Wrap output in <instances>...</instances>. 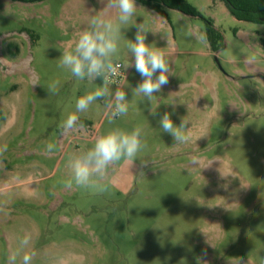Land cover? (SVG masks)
I'll list each match as a JSON object with an SVG mask.
<instances>
[{
	"label": "rangeland",
	"instance_id": "rangeland-1",
	"mask_svg": "<svg viewBox=\"0 0 264 264\" xmlns=\"http://www.w3.org/2000/svg\"><path fill=\"white\" fill-rule=\"evenodd\" d=\"M187 1L200 16L167 8L166 18L136 1L114 57L125 65L128 113L109 122L98 100L78 114L88 125L61 135L77 99L101 81L78 80L60 56L93 15L115 20L118 11L106 0H0V264L13 253L16 264L25 254H34L31 264H260L264 23L236 19L221 0ZM206 20L223 36L216 51ZM134 24L171 67L151 103L135 93L139 73L126 68ZM165 112L177 126L190 121L187 144L160 128ZM136 126L146 147L110 170L105 191L66 187L70 159L108 130Z\"/></svg>",
	"mask_w": 264,
	"mask_h": 264
},
{
	"label": "clouds",
	"instance_id": "clouds-1",
	"mask_svg": "<svg viewBox=\"0 0 264 264\" xmlns=\"http://www.w3.org/2000/svg\"><path fill=\"white\" fill-rule=\"evenodd\" d=\"M106 6L118 11L116 19H108L100 14L93 15L74 48L63 51L60 56L58 66L69 70L78 80L101 81L100 86L77 99L75 113L70 114L61 124V135L84 127L78 114L86 112L90 105L98 100L104 101L109 122L128 113L126 92L120 86L113 92L109 86L116 83L114 77L119 75L120 68L125 67L114 60V57L119 51L118 42L121 39L122 28L129 25L135 14L136 0H106ZM132 26L136 28L135 38L129 40L127 48L132 54L134 64L131 62L126 68L134 67L139 73L141 80L134 88L135 93L151 103L155 94L160 93L169 83L171 67L164 51L146 43L147 31L143 24ZM57 85L58 82H53L49 85L48 91L57 92ZM151 113L156 115L155 111ZM189 122L183 117L177 126L173 123L171 114L165 112L160 117L159 125L163 132L173 137L176 144H187L191 140ZM142 136L143 128L140 126L131 131L116 127L98 136L92 147L70 159L68 169L71 179L66 182V187L71 188L74 183L78 187L105 191L110 170L122 160L133 162L137 154L146 147ZM54 148L55 145L50 143L46 146V151L50 153ZM6 150L5 145L0 148V154ZM192 162H198V157L194 156ZM29 243L30 237L27 236L21 241L23 246ZM33 255H23L21 264H31ZM16 259V254H11L9 264H16ZM260 264H264V258Z\"/></svg>",
	"mask_w": 264,
	"mask_h": 264
},
{
	"label": "trees",
	"instance_id": "trees-1",
	"mask_svg": "<svg viewBox=\"0 0 264 264\" xmlns=\"http://www.w3.org/2000/svg\"><path fill=\"white\" fill-rule=\"evenodd\" d=\"M24 3H35L44 0H12ZM143 5L149 6L152 10L167 18L166 9H176L191 16H200L196 7L187 0H136ZM225 3L229 12L238 20L245 22L264 23V0H221ZM207 22V39L213 50H218L223 36L215 28L212 20ZM83 125H88L85 120H80Z\"/></svg>",
	"mask_w": 264,
	"mask_h": 264
},
{
	"label": "built area",
	"instance_id": "built-area-1",
	"mask_svg": "<svg viewBox=\"0 0 264 264\" xmlns=\"http://www.w3.org/2000/svg\"><path fill=\"white\" fill-rule=\"evenodd\" d=\"M126 76H127V74H126L124 67L120 68L119 69V75L114 77L116 83L112 84V85L121 86L122 83L124 82V80L126 79Z\"/></svg>",
	"mask_w": 264,
	"mask_h": 264
}]
</instances>
